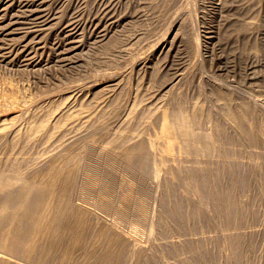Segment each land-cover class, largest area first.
<instances>
[{"label": "rangeland", "instance_id": "1", "mask_svg": "<svg viewBox=\"0 0 264 264\" xmlns=\"http://www.w3.org/2000/svg\"><path fill=\"white\" fill-rule=\"evenodd\" d=\"M105 257L264 264V0H0V264Z\"/></svg>", "mask_w": 264, "mask_h": 264}, {"label": "bare ground", "instance_id": "2", "mask_svg": "<svg viewBox=\"0 0 264 264\" xmlns=\"http://www.w3.org/2000/svg\"><path fill=\"white\" fill-rule=\"evenodd\" d=\"M189 122V121H188ZM186 120L180 122L179 124L180 126H178V131L181 133L183 140L185 141V146L189 147L190 142H191V138L192 136H194L196 134H194V131L192 130V128L190 127L189 123ZM177 129V127L175 128ZM163 130L169 135V133L171 132L170 130H172L171 126L165 121L163 123ZM170 137V135H169ZM183 145V147H184ZM130 152L126 153L125 156V160L128 163L130 161V157L131 155L129 154ZM143 159V158H142ZM144 162H141L139 164L140 168L144 167ZM202 185V184H201ZM31 184L28 183H24L23 184V189H22V194H23V198L22 200L27 202L26 206L23 207L21 214L18 216L17 220V224L16 226L19 228V231L14 234V237H12L11 240L12 243L9 245V247H11L10 249L13 250L14 252H20L23 250L22 244L20 243V241L23 238L24 234L29 233L32 229L33 230H40L42 227V223H41V219L39 220V222L36 221V216L35 211H37L39 209V207L41 206V204L43 203V193H41V189L40 186H37L36 188L33 187L31 188ZM38 190V194L36 195L35 198H31L29 197L27 194L29 193L30 190ZM15 197V196H13ZM11 197V198H13ZM16 214V212L14 213V215ZM43 221V219H42ZM51 226L53 229L56 228V222H55V218H53L51 220ZM21 233H23V235L21 236ZM16 242V243H15ZM20 243V244H18ZM18 254V253H15ZM124 256V255H123ZM120 258H122V253H118L115 257V259L119 260ZM123 259V258H122ZM113 260V258H112ZM124 260V259H123ZM121 261V259H120ZM113 263V261H112ZM103 264H110V257H105L103 259Z\"/></svg>", "mask_w": 264, "mask_h": 264}]
</instances>
